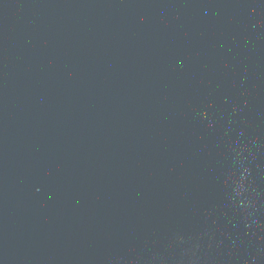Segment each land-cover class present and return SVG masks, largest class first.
<instances>
[{"label":"water","instance_id":"1","mask_svg":"<svg viewBox=\"0 0 264 264\" xmlns=\"http://www.w3.org/2000/svg\"><path fill=\"white\" fill-rule=\"evenodd\" d=\"M0 264H264V0H0Z\"/></svg>","mask_w":264,"mask_h":264}]
</instances>
